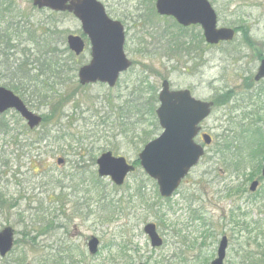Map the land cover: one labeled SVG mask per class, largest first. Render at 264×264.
I'll return each instance as SVG.
<instances>
[{
	"label": "rangeland",
	"instance_id": "1",
	"mask_svg": "<svg viewBox=\"0 0 264 264\" xmlns=\"http://www.w3.org/2000/svg\"><path fill=\"white\" fill-rule=\"evenodd\" d=\"M99 1L111 18L126 22L124 52L133 62L114 89L79 85L77 71L90 57L88 47L78 57L67 48L68 35H82L72 15L38 10L30 0H0V28L19 32L16 37L9 32L0 45V87L22 99L7 86L20 70L16 65L37 72L47 97L43 104L31 102L30 110L51 117L29 130L14 111L0 116V196L6 201L0 206V231L10 227L15 235L0 264H210L223 236L224 264H264V80L252 82L264 58V0H210L218 25L249 27L252 43L242 44L239 33L233 43L188 59L171 21H157L137 0ZM199 31L184 32L189 45ZM144 78L156 96L165 79L173 90L216 100L201 124L212 144L167 200L139 166L119 187L97 176L101 154L133 164L162 132L156 116L133 113L124 123L117 108ZM48 130L49 139L39 143ZM254 180L259 184L251 192ZM149 223L163 240L159 248H152L143 232ZM91 237L99 241L96 255L87 251Z\"/></svg>",
	"mask_w": 264,
	"mask_h": 264
},
{
	"label": "water",
	"instance_id": "2",
	"mask_svg": "<svg viewBox=\"0 0 264 264\" xmlns=\"http://www.w3.org/2000/svg\"><path fill=\"white\" fill-rule=\"evenodd\" d=\"M37 9H48L54 13H69L81 25L83 35L90 45V61L78 70V83L81 86L104 84L112 89L122 73L131 67L126 58L123 27L112 21L104 7L97 0H31ZM156 12L160 16L173 17L183 27L199 25L207 43L231 41L233 31L216 28V15L207 0H157ZM68 49L79 56L84 51V42L78 36L69 35L66 39ZM264 78V59L261 61L255 81ZM159 106L155 115L162 133L147 143L138 155L139 166L143 172L156 182L161 198L172 196L189 170L195 167L204 155V149L194 142L199 125L211 112L212 103L193 98L188 90L172 91L168 81L161 83L158 93ZM13 110L26 122L30 130L37 128L42 118L30 111L23 101L11 91L0 87V115ZM204 145L211 143L208 135H203ZM62 159H57L61 165ZM99 178H109L116 186H121L125 178L134 172V167L123 157H114L106 152L96 160ZM261 176L264 178V155ZM253 182L250 191H255ZM143 232L147 235L152 248L162 246L154 224H146ZM98 240L91 238L88 251L95 255ZM14 245V231L5 227L0 231V258L3 259ZM227 240L223 238L217 250V257L211 264H223Z\"/></svg>",
	"mask_w": 264,
	"mask_h": 264
},
{
	"label": "trees",
	"instance_id": "3",
	"mask_svg": "<svg viewBox=\"0 0 264 264\" xmlns=\"http://www.w3.org/2000/svg\"><path fill=\"white\" fill-rule=\"evenodd\" d=\"M11 31H12L11 27H7L5 31L0 28V45L4 41L7 42V40H5L4 38ZM12 34L13 36L16 37L19 34V32L17 31V29H14L12 31ZM28 39L29 40L32 39L31 34H30V37H28ZM9 41L10 43H12V41H15V40H13V37H10ZM36 44L38 45V42H36ZM1 52L2 51L0 50V53ZM2 56H7V58H9V55H4V52L2 53ZM42 59L44 60L43 61L44 67L48 68L50 66V62H48L49 59H47L45 56L42 57ZM16 68L20 70L16 72L15 74L14 73L12 74L14 75L13 84H8L7 86L11 87L13 91H16L17 93H19V95L22 97V99L24 100V103L29 109L30 107L32 108L35 106V104L33 103L31 104V102L33 101L38 102L39 104L40 103L43 104L46 101L47 96L46 95L44 96L42 91H40L41 90L39 88V82H40L39 78L40 77H38V73L36 72L35 74H32L31 73L32 71H25L22 65H20V63L16 65ZM20 71L22 72V76H18V73ZM40 75L42 77L44 76L42 72H40ZM133 85H134L133 87L129 88V92L127 96H125L122 103L117 106V108H119L120 115H122L121 116L122 120L124 121V123L126 121L127 122L130 121V118L132 116L131 114L133 113H135V115H140L142 118H148L149 120L155 119V109L158 103L155 87L150 85L148 81L146 80V78L136 80V82ZM25 98H26V101H25ZM28 103L31 105H29ZM108 103L111 105V100H108ZM125 114L127 115L125 116ZM49 120H51V117L49 115L43 116L42 124L44 125ZM3 129L6 135L9 134L7 125H5ZM49 134L50 133L48 130V132L45 133L41 137V140L38 142L40 143L41 141L49 139ZM52 139L54 143L58 141L56 136H53ZM30 145H32V143H30ZM133 165L137 166L138 161L134 162ZM93 181L94 183H98L95 180ZM3 204H6V201L3 199V196H0V206Z\"/></svg>",
	"mask_w": 264,
	"mask_h": 264
},
{
	"label": "flooded vegetation",
	"instance_id": "4",
	"mask_svg": "<svg viewBox=\"0 0 264 264\" xmlns=\"http://www.w3.org/2000/svg\"><path fill=\"white\" fill-rule=\"evenodd\" d=\"M99 1V0H98ZM138 1V7H139V9H142V10H151V11H153L154 12V17H155V19L157 20V21H166V20H168V21H171L172 22V24H174L175 25V27L179 30V33H181V35H176L175 36V38L177 39V38H179L180 40H182L183 39V48H184V50H183V53L185 54V56L187 57V59L189 58V55L190 56H193V57H197V58H199L201 55V53L203 52V54H205L204 53V50H208V51H211L212 49H214V48H218V47H220V46H222V45H224V44H229V43H233L235 40H237V38H238V34L240 33L241 34V36L239 37V39L241 40V43L242 44H249L250 43V45H251V43H252V41H251V39H252V36L250 35V28L249 27H244L245 29H244V31L241 29V27H239V26H229V27H220L219 25H218V23H219V20H218V16H217V13H216V11L214 10V6H213V3L210 1V0H207V2L210 4V6L213 8V10H214V12H215V14H216V27H217V29H221V28H225V29H230V30H232L233 31V33H234V35H233V39L231 40V41H228V42H226V41H220V42H218L217 44H209V43H207L206 42V40H205V38H204V35H203V30H202V28L199 26V25H195V26H189V27H183V26H181L180 24H178L177 22H176V20L173 18V17H165V16H159V15H157V13H156V3H157V0H137ZM100 2V1H99ZM126 2L127 3H129L130 2V0H126ZM101 3V2H100ZM102 4V3H101ZM103 5V4H102ZM244 6H251V3H250V1H244ZM103 7H104V9H105V12H106V14H107V16L110 18V19H112V20H114V21H118V22H120V24H122V26H123V28H124V34H125V39H126V29H125V26H124V23L126 24V22H124V23H122L121 21H119L118 19H115V18H111L110 16H109V13H107V10H106V7L103 5ZM134 27V26H133ZM195 27H197V28H199V36H197L190 44L191 45H189L188 44V42H189V40L190 39H188V37L187 36H183L184 35V32H187L188 31V29H191V28H195ZM192 38H194V37H192ZM191 38V39H192ZM83 41H84V43H85V47H84V52L86 51V49H87V47H88V49H89V47H90V45H89V42H88V40H87V38L86 37H84L83 39H82ZM197 43V48L195 49V47H194V43ZM174 49H176V52H174V53H178V49L177 48H174ZM203 50V51H202ZM89 55H90V49H89ZM197 55V56H196ZM262 60V59H261ZM256 74V73H255ZM255 76V75H254ZM254 76H253V78H252V82H253V84H259L261 81H263L264 79H262V80H260V81H255L254 80ZM252 85V84H251ZM190 91V90H189ZM191 92V91H190ZM192 94V93H191ZM232 98V97H231ZM208 102H211L213 105L216 103V100L214 101H208ZM204 134V132H203V130H202V128L200 129V132H199V135H198V137H197V139L196 140H198V141H200L201 142V137H202V135Z\"/></svg>",
	"mask_w": 264,
	"mask_h": 264
}]
</instances>
